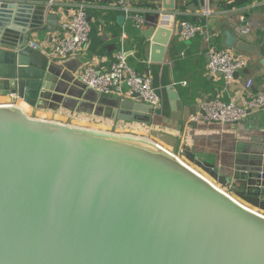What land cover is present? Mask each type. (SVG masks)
<instances>
[{
    "label": "water",
    "instance_id": "95a60500",
    "mask_svg": "<svg viewBox=\"0 0 264 264\" xmlns=\"http://www.w3.org/2000/svg\"><path fill=\"white\" fill-rule=\"evenodd\" d=\"M30 1L0 0V96L37 107L57 93V78L26 38L44 22L54 33L57 16L45 6L52 0ZM166 25L142 32L151 63L163 62ZM223 46L255 51L228 32ZM96 96L113 123L151 125L161 110ZM170 99L178 111V95ZM263 189L252 171L222 176L159 131L115 135L0 105V264H264Z\"/></svg>",
    "mask_w": 264,
    "mask_h": 264
},
{
    "label": "crops",
    "instance_id": "0c3cea01",
    "mask_svg": "<svg viewBox=\"0 0 264 264\" xmlns=\"http://www.w3.org/2000/svg\"><path fill=\"white\" fill-rule=\"evenodd\" d=\"M47 3L44 4L49 13L57 16L56 33L60 23L83 6L90 27L89 42L78 55L49 60V69L57 78V93L47 95L37 107L24 105L11 95L0 96V105L18 106L35 119L96 131L120 126L124 129L122 133H133L145 139L151 131H159L176 137L180 147L185 146L199 159L214 165L222 176L231 177L237 170L264 175V111L250 114L235 126L190 122L203 100L241 103L247 96L244 83L248 79L253 82L251 94L264 89V66L260 65L264 59V0H54L51 7ZM123 7L128 9L127 13ZM135 14L142 19L140 28L130 19ZM118 17L123 18L120 25ZM164 20L167 28L172 29V36L163 62L151 63L150 44L142 32ZM182 21L200 28L188 41L181 39L177 30ZM55 32L49 33L44 22L42 29L28 33L27 43L33 42L45 49ZM226 32L254 47L255 51L243 53L235 47L225 48ZM120 51L126 53L127 63L136 73L151 80L161 99V110L156 112L151 125L113 123L104 119L94 106L96 93L84 89L79 81L85 67L107 69ZM222 51L247 61L246 68L238 72L231 85H225L221 75H211L206 70L211 54ZM171 92L178 95L181 102L178 111L171 110ZM173 114L175 120L171 119ZM183 118L187 121L182 130L174 127ZM236 183L243 185L242 181Z\"/></svg>",
    "mask_w": 264,
    "mask_h": 264
},
{
    "label": "built area",
    "instance_id": "2783aa9c",
    "mask_svg": "<svg viewBox=\"0 0 264 264\" xmlns=\"http://www.w3.org/2000/svg\"><path fill=\"white\" fill-rule=\"evenodd\" d=\"M53 2L54 0L48 2V7L53 6ZM123 11L127 13L128 9L123 7ZM130 19L136 28L142 26V19L139 15H132ZM179 27V36L185 41L192 39L200 31L199 27L183 21ZM89 34L90 27L84 7L79 6L69 19L60 23L58 32L54 34V37H51L47 48H40L33 42L27 43V47L40 50L51 61L66 59L78 55L85 49L89 42ZM122 38L124 39L125 36L122 35ZM246 66L247 61L244 58L222 51L211 54L206 70L211 75H221L225 85H231L235 81V73L245 69ZM79 81L84 89L93 91L100 96L119 99L134 98L136 101L152 106L158 105L161 101L152 86L151 80L136 73L128 65L127 55L123 51L117 53L115 61L107 69L99 70L93 66L85 67ZM252 86V80H246L244 90L247 96L239 104H225L211 99L201 101L198 111L191 116L190 122L235 126L246 120L250 114L264 111V89L251 94ZM123 130L120 126H114L111 130L100 132L136 137L133 133H122ZM263 179L264 175L260 173L259 180L262 181Z\"/></svg>",
    "mask_w": 264,
    "mask_h": 264
}]
</instances>
